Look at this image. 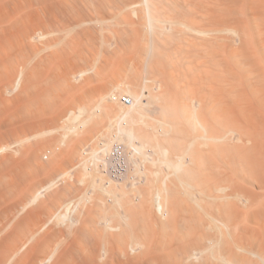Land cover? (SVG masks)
<instances>
[{
    "label": "bare ground",
    "instance_id": "obj_1",
    "mask_svg": "<svg viewBox=\"0 0 264 264\" xmlns=\"http://www.w3.org/2000/svg\"><path fill=\"white\" fill-rule=\"evenodd\" d=\"M0 264H264V0H0Z\"/></svg>",
    "mask_w": 264,
    "mask_h": 264
}]
</instances>
